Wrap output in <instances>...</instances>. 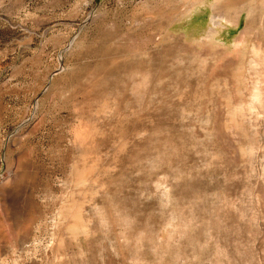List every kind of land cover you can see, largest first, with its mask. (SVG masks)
I'll return each instance as SVG.
<instances>
[{
  "label": "rangeland",
  "instance_id": "obj_1",
  "mask_svg": "<svg viewBox=\"0 0 264 264\" xmlns=\"http://www.w3.org/2000/svg\"><path fill=\"white\" fill-rule=\"evenodd\" d=\"M0 264H264V0H0Z\"/></svg>",
  "mask_w": 264,
  "mask_h": 264
}]
</instances>
